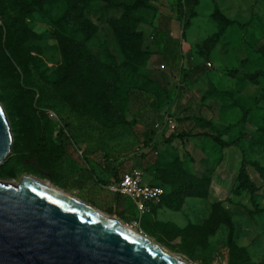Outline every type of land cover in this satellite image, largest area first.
Returning <instances> with one entry per match:
<instances>
[{"label": "rangeland", "instance_id": "rangeland-1", "mask_svg": "<svg viewBox=\"0 0 264 264\" xmlns=\"http://www.w3.org/2000/svg\"><path fill=\"white\" fill-rule=\"evenodd\" d=\"M137 2L143 7L125 8ZM65 13L62 0H12L4 5L0 0V103L14 139L11 156L0 165V181H48L104 214L114 216L111 210H117L120 221L187 264H264V0H97L85 10L86 21L96 30L90 40L72 33L78 24L65 23ZM222 16L234 25L226 28ZM173 24L182 50V77L176 82L167 79L163 56L154 54ZM115 27L131 32L130 37L141 33L133 41L148 54L127 58ZM11 39L30 58V75L11 56ZM133 94L151 98L149 107L140 106ZM153 101L163 120L161 132L147 125L158 113L150 111ZM192 116L219 130L229 128L226 140L231 146L201 139V151L187 152V169L174 153L169 161L171 151L157 141L162 133L184 126L198 132L188 122ZM63 122L72 123V133ZM200 131L216 134L205 124ZM41 140L68 149L54 176L28 158ZM179 164L191 174L212 178L210 186L190 184L200 194L212 190L232 206L239 245L232 256L229 229L221 224L226 217L214 197L201 201L218 207L212 237L180 239L160 229L152 216L148 220L150 215L141 220L128 210V198L109 189L114 170L134 168L151 182L168 186L180 181ZM242 168L257 186L253 194L238 190ZM177 197L181 204L195 198ZM135 220L143 221L142 226L136 227ZM195 243L210 247L201 252L190 248Z\"/></svg>", "mask_w": 264, "mask_h": 264}, {"label": "water", "instance_id": "water-1", "mask_svg": "<svg viewBox=\"0 0 264 264\" xmlns=\"http://www.w3.org/2000/svg\"><path fill=\"white\" fill-rule=\"evenodd\" d=\"M13 144L0 103L1 166ZM138 234L34 178L18 185L0 181V264H187Z\"/></svg>", "mask_w": 264, "mask_h": 264}, {"label": "trees", "instance_id": "trees-1", "mask_svg": "<svg viewBox=\"0 0 264 264\" xmlns=\"http://www.w3.org/2000/svg\"><path fill=\"white\" fill-rule=\"evenodd\" d=\"M42 1H45V0H41V2ZM62 1L64 2L66 6V13L64 17L65 23L75 22L78 24V27L76 29H73L72 33L73 34L78 33L84 36L87 35V40H90L93 36H95L96 30L85 19V10L92 2L97 1V0H62ZM102 1H105V0H102ZM11 2L12 0H1V4L3 5L5 3H11ZM141 7H143V5L140 2H137L133 7L125 6V8L129 11L133 9L137 10ZM221 20L223 21V23L226 24L227 26L226 28L234 25L235 23L231 20L226 19L224 16L221 17ZM115 32H116L117 39L122 47V51L127 58L130 57V54H135V53H137L140 56H146V53L148 54V50L143 51L142 48H137L134 44L135 42L133 41V39L139 40L140 39L139 37H142L141 33L133 32L132 33L133 37H130L129 35L131 32L126 31L125 33H122V31L118 27H115ZM8 47L10 49V54L16 60L17 65L23 70L25 74L30 75L31 74V67H30L31 60L19 47L18 42L11 39L9 40ZM80 48H82V51L85 54V51L83 50L84 48L83 45H80ZM84 61H88L87 55H85ZM134 96H135L134 98L135 101L139 102L140 106L149 107V104H150L149 99L151 98L149 99L144 98L140 94H133V97ZM152 105H153V108L150 109V111L154 110V112L155 111L158 112L156 114L159 117L160 113L158 110H155V107H154V105H156V102L153 101ZM188 119L190 121H193L196 124H205L208 127L212 128L216 134H208L207 136L210 137L212 140H214L219 145H221L223 148L231 146V143L223 140L224 135L231 133V130L229 128L225 130H219L216 126L212 125L210 122L205 121L200 116L199 117H195V116L188 117ZM63 123H64L65 129L67 128L66 125L72 128L71 122H63ZM66 150H67L66 145L60 146L51 141L41 140L36 145V147L31 151L28 158L34 161L44 171L49 173L50 176H54L55 172L58 170L59 166L64 161L67 155ZM179 165L181 166L182 171H183L179 176L180 181L173 180V183H170L168 186L167 185L161 186L159 184H155L151 182L152 185L161 186V187L167 188L168 190V192L166 193L161 203H164L165 201L167 203V201H169V202H173L175 206H177V204H179L178 202H180V201H176L177 199L175 198V195L177 194L179 195V197L177 198H184L186 196H192V197L201 198V199L209 198L210 190H208L204 194H200V192L194 189L192 185L208 184L210 186L212 183V178L211 177H207V178L198 177L194 174L189 173L185 168H183L182 164H179ZM179 182L183 184L182 187H180V185L178 184ZM237 182H238V190L240 191H248L251 194H253L257 190L256 184L252 181L251 177L248 175V173L245 171L244 168L240 169ZM176 184L179 185L178 188L176 187ZM217 205H219L223 216L226 217L225 222L222 220L221 224L222 225L226 224L229 229V239H228L229 255L232 256L234 251H236L237 248L239 247L238 240L235 237V227H234V224L232 222L230 215L221 207L219 203H217ZM217 209L218 207H216L215 205V212H214V216L212 220L209 222V224H207L205 228L203 229L198 228V230H196V233H197L196 237H194V234L190 232L189 230V232H183L186 235L184 239H186L188 236H191L197 239V237H199V234H204L206 237L207 236L211 237L212 233L215 230V226L219 222V218L216 216ZM111 213H114L118 215L119 217L117 210H111ZM216 228H218V226H216Z\"/></svg>", "mask_w": 264, "mask_h": 264}, {"label": "crops", "instance_id": "crops-1", "mask_svg": "<svg viewBox=\"0 0 264 264\" xmlns=\"http://www.w3.org/2000/svg\"><path fill=\"white\" fill-rule=\"evenodd\" d=\"M178 34L179 33L177 30L176 24H173L171 26L168 25L167 29H165L164 41L157 44L158 46L157 50L159 52L157 50L156 51L158 53L154 52V54H158V55L161 54L163 56L164 59L162 57L161 58L166 62L167 67L169 69V75L167 79H169L170 82L179 81L182 77V70H181L182 65L180 64V60H181L180 54H182V50H181V45L179 42L180 36ZM156 58L157 56L153 57V61H155ZM170 82H168L169 84H167L168 87H171ZM162 121H163L162 118L160 119L157 114H155L154 116L151 115L147 122V125L150 126L149 129H154V126H155L161 132L163 131L162 128H160ZM188 122L194 123L193 121H190V120ZM202 125L203 124L195 123L193 128L199 131L194 132V133H190L189 131L191 129L190 130L186 129V126H184V128L182 129L180 128V130H178L176 133L166 131L160 135V137L158 138L159 140L157 142L158 143L160 142L161 146H166V148H168L167 150L171 151L172 153L171 156H169V159H168L169 161H171L170 157H172L174 153L175 154L174 156H176L175 160L180 159V161L184 164V166L187 169H189V167L187 166V158H188L187 152L190 153L193 150L201 151L203 146H200V143H202L200 140L205 139V138L210 139V137L207 136L209 133L200 131V128ZM230 134L231 133L224 135L223 140L228 142V140L226 139L229 137L228 135ZM212 141L215 143L214 140ZM217 145L219 144L217 143ZM221 148L223 147L221 146ZM224 148L228 149L229 147H224ZM66 151L68 154V149ZM134 169H137V168H134ZM134 169H128V170H123V171L114 170L112 172V177L110 179L111 184L119 181L125 172L131 171ZM193 173L196 174L195 172ZM144 179L147 183L151 184V181L149 180L145 172H144ZM165 189L168 192L167 188ZM115 196L120 197L118 195H115ZM211 197H214L215 199H217L218 200L217 202L221 205V207L230 215L232 222L234 224V227H235V237L237 239L238 224H237V220L236 222L234 220L235 215H234L232 206L223 196H221V194L217 196L216 194L212 192V190L210 191L209 198ZM209 198H205V199L190 198L186 201H183L182 204L181 203L177 204L178 207L175 206L173 202L167 201L166 203L165 201L164 203L152 206L151 212L147 214V216L150 215L148 217V220L152 216L154 219V222L157 223V226L160 229L173 231L174 234H176V236L179 237L180 239H183L186 236L185 233L183 232H189V230L190 232L194 234V237H196L197 236L196 230H198V228H202V229L205 228L214 216L215 202H207V203L201 202L202 200H208ZM132 209L136 211L133 203H132V208L130 207L128 210L131 211ZM134 222H138V221L135 220ZM142 224H143V221L142 223L140 222V226H142ZM209 247H210V244L201 248L198 243H195L190 246V248H193L195 250H200L201 252L205 249H209Z\"/></svg>", "mask_w": 264, "mask_h": 264}, {"label": "built area", "instance_id": "built-area-1", "mask_svg": "<svg viewBox=\"0 0 264 264\" xmlns=\"http://www.w3.org/2000/svg\"><path fill=\"white\" fill-rule=\"evenodd\" d=\"M169 124L172 130H176L177 127L172 121ZM109 189L115 195L128 198L134 204L141 220L151 212L152 206L161 204L167 193L164 187L147 183L144 172L139 169L125 172ZM140 222H134V225L140 227Z\"/></svg>", "mask_w": 264, "mask_h": 264}, {"label": "bare ground", "instance_id": "bare-ground-1", "mask_svg": "<svg viewBox=\"0 0 264 264\" xmlns=\"http://www.w3.org/2000/svg\"><path fill=\"white\" fill-rule=\"evenodd\" d=\"M35 180H37L39 183L45 185L47 188H50V189L54 190L55 192L59 193L60 195L65 196V197L70 198V199H73L74 201L78 202L79 204L83 205L84 207L88 208L89 210L99 214L100 216L106 218L107 220H109V221H111V222H113V223H115L117 225H120L121 227L125 228L126 230L130 231L131 233H133L135 235H139L138 232H136L135 230H133L130 227H128L125 223L120 221L118 218H114L112 216L104 214L101 211H98V210L94 209L93 207H91V206L79 201L78 199H75L74 197H72L71 195L67 194L65 191L60 189L59 187L54 186L53 184H51V182L41 181V180H38V179H35ZM149 241L152 242V240H149ZM152 243H154V242H152Z\"/></svg>", "mask_w": 264, "mask_h": 264}, {"label": "flooded vegetation", "instance_id": "flooded-vegetation-1", "mask_svg": "<svg viewBox=\"0 0 264 264\" xmlns=\"http://www.w3.org/2000/svg\"><path fill=\"white\" fill-rule=\"evenodd\" d=\"M66 131H70L72 133V128L71 127H68V125H66ZM70 136H67V140L69 139ZM67 142V141H66ZM60 146H63V144H61Z\"/></svg>", "mask_w": 264, "mask_h": 264}]
</instances>
